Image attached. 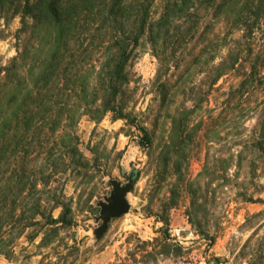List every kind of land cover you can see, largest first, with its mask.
<instances>
[{
    "label": "trees",
    "instance_id": "1",
    "mask_svg": "<svg viewBox=\"0 0 264 264\" xmlns=\"http://www.w3.org/2000/svg\"><path fill=\"white\" fill-rule=\"evenodd\" d=\"M155 2L0 0V39L1 22L6 24L15 17H19L18 33L23 36L17 56L0 67L1 256L12 254L14 241L23 234L29 242L41 235L38 247L43 248L55 241L61 228L75 226L65 185L92 173L75 131L82 116L98 122L110 113L136 127L141 134L139 145H152L149 130L128 111L130 67L141 45L148 44L157 60L155 80L162 74L159 90L163 97L166 76L178 66L181 51L202 39L207 30L215 35L213 29L221 22L226 37L217 41L219 46L226 44V53L214 66L212 85L231 71L236 82L229 86L230 94L237 104H244L246 119L254 121L249 140L235 144L239 149L227 160L240 168L246 152L264 164V0H162L159 11L154 10ZM235 33L239 35L233 37ZM204 51L203 47L194 56L201 57ZM185 142L190 143V137L179 132L173 145L164 143L161 163L168 161V148L180 158ZM223 162L216 159L214 171L217 179L226 180L223 173L229 167L223 169ZM171 167L174 175H180L178 164L173 162ZM206 173L207 159L197 177ZM196 184L198 180L186 183L190 201L185 214L195 232L212 246L214 236L200 222ZM169 193L165 205L153 214L164 226L168 225L169 209L176 205L175 191ZM255 193L257 190L244 188L237 199L264 204ZM57 208L61 211L54 217ZM263 215L264 210L248 213L244 223L247 226ZM257 231L240 251L248 264H264V239L258 241V247H250Z\"/></svg>",
    "mask_w": 264,
    "mask_h": 264
},
{
    "label": "rangeland",
    "instance_id": "2",
    "mask_svg": "<svg viewBox=\"0 0 264 264\" xmlns=\"http://www.w3.org/2000/svg\"><path fill=\"white\" fill-rule=\"evenodd\" d=\"M161 1L156 0L155 11H159ZM1 28L0 67H4L17 56L23 36L18 33L19 17L1 22ZM213 32L215 35L207 30L202 39L181 51L183 58H178V66L166 76L164 101L159 90L164 82L162 74L155 80L157 60L148 44L141 45L130 67L128 111L136 123L149 130L154 138L152 145H139L141 134L136 127L114 119L110 113L98 122L82 116L75 131L79 150L89 160L92 173L87 179L65 185L75 226L61 228L55 241L43 248L38 247L41 235L29 242L23 234L14 241L12 254L7 258L0 255V264H248L249 259L240 251L257 228L250 247L260 245L264 215L247 226L244 218L264 210V204L242 202L237 194L247 188L257 190L255 194L264 199V164L258 156L246 152L240 168L227 160L235 154V148L239 149L235 144L249 140L248 130L254 121L246 119L244 104H237L230 94L229 86L236 82L231 71L212 85L214 66L226 53V44L219 46L226 28L220 22ZM203 47V56H194ZM179 132L190 137V143H184L180 158L168 148V161L161 163L163 144L173 145ZM219 158L224 160L223 169L224 165L229 167L223 173L226 180L217 179L214 171ZM206 159L207 173L199 178ZM173 162L178 164L180 175L173 174ZM131 176L129 211L111 219L106 230L97 235L101 224L97 203L109 195L111 181L125 185ZM195 180L202 209L200 222L214 236L212 246L195 232L185 214L190 201L186 183ZM171 190L176 193V205L169 209L168 225L164 226L153 214L165 205ZM60 211L55 209L53 216L58 217Z\"/></svg>",
    "mask_w": 264,
    "mask_h": 264
},
{
    "label": "water",
    "instance_id": "3",
    "mask_svg": "<svg viewBox=\"0 0 264 264\" xmlns=\"http://www.w3.org/2000/svg\"><path fill=\"white\" fill-rule=\"evenodd\" d=\"M111 190L109 195L104 198V201L97 203L99 206L98 220L101 224L97 230V235L102 234L107 224L111 219L123 216L129 211V202L127 200V194L131 192L133 179L132 176L128 179L127 184L121 185L118 181H111Z\"/></svg>",
    "mask_w": 264,
    "mask_h": 264
}]
</instances>
